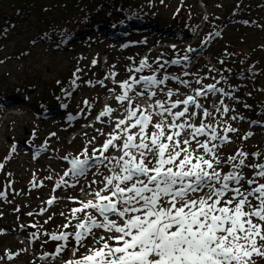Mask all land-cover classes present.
Masks as SVG:
<instances>
[{"label": "rangeland", "instance_id": "obj_1", "mask_svg": "<svg viewBox=\"0 0 264 264\" xmlns=\"http://www.w3.org/2000/svg\"><path fill=\"white\" fill-rule=\"evenodd\" d=\"M144 1L147 0H137L141 4ZM234 4L235 0H163L158 6L151 4L152 8L146 7L156 21L166 28L176 23L196 26L195 35L190 40L173 30L159 38L151 31L143 34L120 35L113 32L115 35H103L94 29L87 32L83 40L72 45V48L54 49L45 39L35 38L38 21L34 17L11 28V32L4 38L0 37V93L3 96L0 99V164L4 165L0 170V192L4 193L0 197V264H65L87 252L86 247H80L74 257L72 248L77 245L70 237L66 249L53 258L59 244L64 242L52 241L45 234L74 233L76 220H72L68 228L63 227L71 219V210L79 207L74 200L91 199V196L81 192V188L88 191L93 180H100L106 174V169L101 165L98 172L91 169L85 177L79 178L78 183L64 177L68 184L56 187L63 173L70 167L62 157L69 154L75 156L86 145L90 153L94 147L99 148L107 139L106 135L100 134L101 131L111 132L114 127L113 118H122L124 106L115 99V95L123 94V91L119 83H113V74L117 82L133 76L139 78L156 75L162 78L166 72H170L166 71L168 58L177 54L174 59L183 60L182 57L190 53L189 49L211 38L205 52L175 64L177 66L172 69L181 68L178 76L181 75V79L188 81L192 88H201L219 81L216 83L218 88L235 96V99H229L219 93L216 96L209 94L207 99L200 98V102L212 110V105H219L223 99L224 104L234 110L228 116L238 114L243 117L236 121L223 117L238 131L229 133L231 142L220 149L221 158L226 159L242 150L250 154L248 163L258 162L251 154H264V112L261 119L249 117L248 110L243 109L242 112L241 104L236 102V89H240V86L218 69L219 62L216 61L224 57L230 42L233 44L240 36H246L242 48L236 47V43L234 47L242 53L257 57L260 66L264 67V3L262 1V12L259 13L263 18L262 31L255 28L257 24L240 26L237 22H222ZM212 18L217 27L212 26ZM80 34L79 29L75 36ZM94 60L95 65L92 63ZM142 60H146L151 68L146 67L140 73L129 71L139 67ZM159 64H163L164 68L155 67ZM72 68L80 77L78 87L75 90L70 87L62 92L58 82ZM78 68L81 71L77 72ZM188 72L189 77L184 79L182 76ZM197 79L201 80V84H196ZM88 81L92 84L86 83ZM97 81H103V85ZM160 87L190 91L179 82L168 81ZM135 88L140 89L141 86L135 85ZM68 91H71V96L65 94ZM61 93L65 99L59 103L57 97H61ZM129 95H134V92ZM155 99L165 100L166 97L158 91ZM84 101L89 102L90 108ZM105 104L115 110L113 116L101 117L97 121L96 117L105 109ZM216 116L220 119L219 113ZM199 122L197 118L196 123ZM51 133L56 135L51 136ZM248 133L252 135L243 139ZM45 142L48 150L37 155V150ZM13 145L16 146L15 152H12ZM229 170L225 167L223 172ZM245 173L249 178L253 175L251 169H246ZM91 187L99 188L101 185L93 184ZM53 197L56 199L49 206L47 201ZM32 233L37 234L36 238L32 237ZM96 235H101V231L97 230ZM84 243L91 246V238ZM52 246L55 250H52ZM8 254H12L13 258L8 259ZM45 256L47 258H42ZM258 264H264V261Z\"/></svg>", "mask_w": 264, "mask_h": 264}, {"label": "snow or ice", "instance_id": "obj_2", "mask_svg": "<svg viewBox=\"0 0 264 264\" xmlns=\"http://www.w3.org/2000/svg\"><path fill=\"white\" fill-rule=\"evenodd\" d=\"M182 59L187 61L189 56ZM92 63L95 65L96 61ZM171 63L180 64L181 60ZM146 67L151 68L142 60L139 67L129 71L140 73ZM114 75L113 83H119L123 91L115 95L124 106L122 118H113L111 132L101 131L107 139L99 148L94 147L90 153L86 145L79 154L62 157L70 167L56 187L68 184L64 177L78 183L91 169L98 172L101 165L106 174L100 180H93L88 191L81 188L91 199L74 200L79 207L71 210V219L63 225L68 228L76 220L74 233L45 234L52 241L64 242L59 244L53 258L66 249L71 237L77 245L72 248L74 257L80 247H86L87 252L65 264H258L264 261V182H261L264 154L252 153L251 157L258 160L254 163L247 162L250 154L242 150L222 159L220 149L231 142L229 133L238 131L228 120L243 117L228 116L234 110L223 99L219 105L214 103L212 110L200 102V98L207 99L209 94L219 93L229 99L235 96L218 88L219 81L192 88L188 81L173 75L133 76L123 82L115 81ZM73 77L71 89L75 90L80 77L76 73ZM169 80L179 81L190 91L160 87ZM96 83L103 85V81ZM196 84H201V80L197 79ZM158 91L165 100L155 99ZM130 92L134 95H129ZM65 94L71 96V91ZM84 104L90 108L88 101ZM153 108L157 111L153 112ZM114 111L106 106L96 117L97 121L112 117ZM225 116L228 120L223 119ZM251 135L248 133L243 139ZM47 150L45 142L37 155ZM15 151L13 145L12 152ZM225 167L230 169L226 173ZM3 168L0 164V170ZM246 169L253 171L251 178L246 176ZM93 184L101 187L92 188ZM3 196L0 192V197ZM55 199H49L47 204L51 206ZM97 230L101 235H96ZM36 235L32 233L33 238ZM89 238L91 246L84 243ZM7 258L12 259L13 255L8 254Z\"/></svg>", "mask_w": 264, "mask_h": 264}, {"label": "trees", "instance_id": "obj_3", "mask_svg": "<svg viewBox=\"0 0 264 264\" xmlns=\"http://www.w3.org/2000/svg\"><path fill=\"white\" fill-rule=\"evenodd\" d=\"M262 1L264 3V0H235V4L221 20L222 22L226 20H228L227 22H237L240 23V26L241 24L245 26L257 24L255 28L262 31L260 29H262L261 19L263 18L259 14L262 12ZM144 2L141 4L137 0L135 2H130V0H0V37L4 38L11 32V28H16L31 17L38 21V26L34 31L35 38L45 39L54 49L72 48V45L83 40L87 32H92L94 29L103 35H115L113 32L120 35L122 33L124 35L143 34L151 31L156 33L159 38L167 36L168 31L173 30L182 37L187 36V40L194 37V27L196 26L188 27V25L176 23L171 25V28H166L165 25L156 21L148 9L153 7L151 4L155 7L163 0ZM147 6H149L148 9H146ZM257 18L260 20L258 21ZM210 21H212L213 27H217L213 18ZM79 29L81 34L75 36ZM245 38L246 36H240L237 42L235 41L236 47L242 48L246 41ZM210 40L211 38L207 39L205 43L197 44L192 48L195 51H190L186 55L192 58L195 54L205 52ZM235 43L230 42V46L225 49L224 57L217 59L218 69L222 73H226L230 79L232 78L238 87L240 86V89H236V102L241 104L242 112L243 109L248 110L249 117L261 119L262 112H264V67L260 66L257 57L250 56L249 53H242L240 49L235 48ZM261 53L263 54V52ZM175 56L166 60L167 70L177 66L171 63ZM155 67L158 68L157 65ZM179 70L182 69L179 68ZM73 73L76 72L72 68L59 80L58 84L63 90L62 92L71 87V81L74 79ZM2 97L0 93V99ZM57 98L59 103L65 99L63 94ZM52 250H55L54 246H52Z\"/></svg>", "mask_w": 264, "mask_h": 264}, {"label": "bare ground", "instance_id": "obj_4", "mask_svg": "<svg viewBox=\"0 0 264 264\" xmlns=\"http://www.w3.org/2000/svg\"><path fill=\"white\" fill-rule=\"evenodd\" d=\"M141 106L144 107L145 105L142 103ZM104 107H106V104L104 105ZM155 110H156L155 108L152 109V111H155ZM11 115H14V113H11Z\"/></svg>", "mask_w": 264, "mask_h": 264}, {"label": "water", "instance_id": "obj_5", "mask_svg": "<svg viewBox=\"0 0 264 264\" xmlns=\"http://www.w3.org/2000/svg\"><path fill=\"white\" fill-rule=\"evenodd\" d=\"M69 158H71V157H69Z\"/></svg>", "mask_w": 264, "mask_h": 264}]
</instances>
